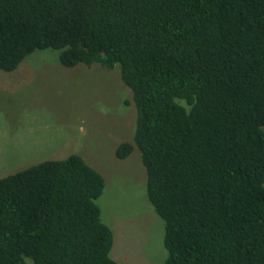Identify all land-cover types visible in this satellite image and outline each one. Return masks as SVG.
<instances>
[{
	"label": "trees",
	"instance_id": "obj_1",
	"mask_svg": "<svg viewBox=\"0 0 264 264\" xmlns=\"http://www.w3.org/2000/svg\"><path fill=\"white\" fill-rule=\"evenodd\" d=\"M118 67L163 264H264V0H0V71ZM77 155L0 178V264H117Z\"/></svg>",
	"mask_w": 264,
	"mask_h": 264
},
{
	"label": "rangeland",
	"instance_id": "obj_2",
	"mask_svg": "<svg viewBox=\"0 0 264 264\" xmlns=\"http://www.w3.org/2000/svg\"><path fill=\"white\" fill-rule=\"evenodd\" d=\"M134 120L118 67L66 69L57 52H35L13 72L0 71V178L79 156L104 179L96 204L112 232L110 258L117 264H163L164 223L147 200L138 152L134 148L124 160L114 154L119 144H132Z\"/></svg>",
	"mask_w": 264,
	"mask_h": 264
}]
</instances>
